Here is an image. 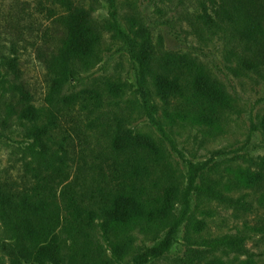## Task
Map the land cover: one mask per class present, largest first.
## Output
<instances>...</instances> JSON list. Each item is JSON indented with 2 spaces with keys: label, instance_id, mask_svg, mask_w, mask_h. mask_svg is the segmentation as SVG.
I'll list each match as a JSON object with an SVG mask.
<instances>
[{
  "label": "rangeland",
  "instance_id": "obj_1",
  "mask_svg": "<svg viewBox=\"0 0 264 264\" xmlns=\"http://www.w3.org/2000/svg\"><path fill=\"white\" fill-rule=\"evenodd\" d=\"M83 1L87 5L93 2ZM100 1L95 18L110 20L108 2ZM118 2L120 28L129 33L125 16L138 18L149 35L155 63L166 53L192 56L228 93L229 106L206 120H200L196 109L183 100L166 108L152 80L142 81L131 39L110 41L108 36L99 48V63L88 69L81 67L75 78L52 93L43 61L50 55L48 48L55 49L61 40L58 19L63 9L51 0H0V102L2 95L8 94L6 60L17 57L22 81L40 108V125L54 119L60 127L54 137L71 135L68 150L75 164L91 167L96 159L109 161L113 138L128 131L148 136L162 146L165 169L152 175L158 183L154 192L175 186L185 189L190 180L195 182L199 191L192 190L188 206L177 205L172 221L178 226L170 238L169 221L122 230L125 237L130 236L136 255L149 253L142 264H206L216 259L245 264L249 258L264 264V189L252 191L235 182L240 169L254 170V163L264 157L259 128L264 115L263 54L246 43L231 23L216 19L212 12L209 14L217 25L205 27L200 15L206 0ZM110 84L123 85L122 92L114 94ZM28 125L4 124L0 118V184L15 188L24 184ZM84 176L90 179L91 174L84 172ZM208 186L223 191L229 188L225 193L231 201L209 200L201 191ZM239 200L248 204L242 206ZM85 204L92 201L87 199ZM59 235L66 239L62 232ZM93 237L101 242L99 232ZM231 237L245 238L248 254L227 248ZM127 262L135 264L132 259ZM5 264H11L10 260ZM18 264L33 263L20 258Z\"/></svg>",
  "mask_w": 264,
  "mask_h": 264
},
{
  "label": "trees",
  "instance_id": "obj_2",
  "mask_svg": "<svg viewBox=\"0 0 264 264\" xmlns=\"http://www.w3.org/2000/svg\"><path fill=\"white\" fill-rule=\"evenodd\" d=\"M51 1L63 9L58 19L61 40L55 49L48 48L50 55L43 61L52 93L75 78L81 67L88 69L99 63V48L108 36L110 41L131 39L142 81L152 80L166 108L174 101L183 100L196 109L200 120H206L229 106L228 93L192 56L166 53L155 63L149 35L140 27L138 18L125 16L129 33L120 28L118 0H106L112 15L104 21L94 16L100 0H93L90 5L83 0ZM126 1L132 4V0ZM206 4L200 15L205 27L215 28L216 19L227 20L246 43L264 56V0H206ZM40 54L44 53L40 51ZM6 61V77L10 80H7L8 94H3L0 102V118L4 124L28 123L26 136L30 144L22 165L23 186L0 184V264H5L7 259L11 264H18L20 258L33 264H126L130 259L142 264L147 261L149 253L136 255L130 236L125 237L122 230L146 222L169 221L170 238L178 226L172 221L177 205L188 206L192 190L199 191L195 182L190 180L185 189L175 186L154 192L158 183L152 180V175L165 169L162 146L148 136L128 131L113 138L109 161L96 159L91 167L81 162L75 164L68 150L71 135L54 137V131L60 128L54 119L40 125V108L22 81L18 58ZM122 88L121 84H110L114 94H120ZM259 128L264 138V115ZM130 160L133 165L129 164ZM254 167V170L240 169L235 182L245 189L261 191L264 157ZM84 172H90V179H86ZM201 191L209 200L231 201L220 188L208 186ZM87 199L92 201L91 205L85 204ZM237 203L248 204L241 200ZM61 232L65 240L60 238ZM96 232L101 242L94 241ZM244 243L245 238L231 237L225 246L248 254ZM206 264L225 263L216 259ZM245 264L256 262L249 258Z\"/></svg>",
  "mask_w": 264,
  "mask_h": 264
}]
</instances>
